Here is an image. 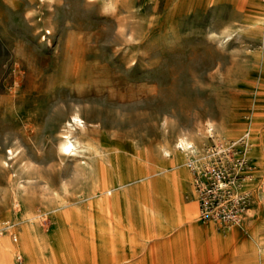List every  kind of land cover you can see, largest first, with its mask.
I'll return each mask as SVG.
<instances>
[{"label": "rangeland", "instance_id": "obj_1", "mask_svg": "<svg viewBox=\"0 0 264 264\" xmlns=\"http://www.w3.org/2000/svg\"><path fill=\"white\" fill-rule=\"evenodd\" d=\"M262 3L0 0V240L9 253L0 264H264ZM68 122L80 153L61 157ZM211 130L249 131L255 169L240 223L197 220L200 232L214 224L223 239L240 232L221 250L215 243L204 263L186 252L210 235L190 238L189 227L171 223L172 171L142 188L113 183L160 154L165 163L203 156ZM180 136L202 147L179 152ZM188 160L183 200L198 216ZM143 213L149 235L163 230L159 242L143 240Z\"/></svg>", "mask_w": 264, "mask_h": 264}, {"label": "bare ground", "instance_id": "obj_2", "mask_svg": "<svg viewBox=\"0 0 264 264\" xmlns=\"http://www.w3.org/2000/svg\"><path fill=\"white\" fill-rule=\"evenodd\" d=\"M118 1L119 0H103V3H104L103 5L106 9H113L115 8ZM258 11L260 12V16L262 17L261 19L264 20V3L260 5ZM259 12H258V17H260ZM59 120L60 119H57L53 123V125L57 124ZM72 120L82 122V118L79 117V115L77 114L72 116ZM69 125H70V122L66 123L65 125L62 126V129L60 131V142L57 145V151H58L59 156L61 157H66L68 155H75V154L80 153V146H76L74 142L72 141V139L70 138ZM254 141L255 139L251 142V150L254 149L255 147ZM176 145H177L178 151L182 153L194 152L196 150H200V147H202V146H199L198 139L196 140V138L194 137L188 138L184 136H180L177 139ZM8 153L10 155V158L11 157L13 158L14 149L9 148ZM165 153L169 154L168 150H165ZM248 153H250V148H249ZM186 155L193 156L197 160H201V158L203 157L202 155H197V153L196 155L195 153L194 154L186 153L182 161H180L181 159L176 160L174 157L173 158L171 157L169 158V161L165 163V158L161 157V154H160L159 155L160 159L158 158L159 160H155L154 162H151V163L145 162L144 163L145 165L142 166V168L140 166L135 167L134 171H132L131 174L122 176L121 178L117 179L113 183V187L114 189H121V188H125L126 186L130 184H133V185H136L142 188L145 185H147L153 178H156L162 174H166L172 171L175 177V190H176L175 194L176 195L168 203V208L170 209V212H171V223L174 227L181 226L182 224H185V227H189L188 236L190 238L192 236H198V237H203L204 239L205 234L210 235L211 239L209 241L202 240L203 242L201 243L197 241L195 242L190 241L189 252H186V253H192L197 259H200V261L205 263L208 261L210 255L212 254V251H213L212 249L215 243L220 245V250H221V246L227 243L225 242L227 241L226 239L229 240L231 237L239 234L240 232L237 228H231L225 233L227 237L223 239L221 238L222 234H218V231H216L214 224H212L211 227L206 232H200L197 229V220L200 221V216L199 214L198 216L197 214H195L196 213L195 208L191 203L183 200V193L185 190V184H186L188 175L181 168V164L186 162ZM4 164L6 166L8 165L6 161H4ZM11 197L14 202H17L18 204H20L21 201L24 200L25 198L24 187L22 188L20 185H17V187H13L11 189ZM141 218H142V224H143L142 225L143 240L151 241L153 243L159 242L160 240H162L164 237L163 230L160 231L159 233L149 235L146 232V227L144 224V213L141 214ZM160 218H163L162 214L160 215ZM7 247L8 245L6 244V242L3 240H0V252H1V255L4 257L9 256Z\"/></svg>", "mask_w": 264, "mask_h": 264}, {"label": "built area", "instance_id": "obj_3", "mask_svg": "<svg viewBox=\"0 0 264 264\" xmlns=\"http://www.w3.org/2000/svg\"><path fill=\"white\" fill-rule=\"evenodd\" d=\"M211 141L198 161L188 156L194 171V187L200 219L225 225L240 223L251 201L244 182L253 178L255 165L248 151L250 133L225 138L211 130Z\"/></svg>", "mask_w": 264, "mask_h": 264}]
</instances>
